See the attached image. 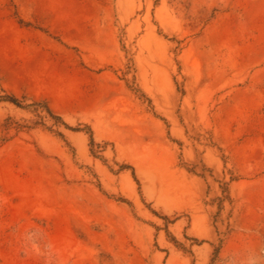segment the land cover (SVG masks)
I'll use <instances>...</instances> for the list:
<instances>
[{
  "label": "rangeland",
  "instance_id": "1",
  "mask_svg": "<svg viewBox=\"0 0 264 264\" xmlns=\"http://www.w3.org/2000/svg\"><path fill=\"white\" fill-rule=\"evenodd\" d=\"M0 264H264V0H0Z\"/></svg>",
  "mask_w": 264,
  "mask_h": 264
},
{
  "label": "trees",
  "instance_id": "2",
  "mask_svg": "<svg viewBox=\"0 0 264 264\" xmlns=\"http://www.w3.org/2000/svg\"><path fill=\"white\" fill-rule=\"evenodd\" d=\"M3 100L5 101H9L19 107H25V105L22 103V101L16 97L15 95H12V94H5L1 97ZM35 105H39L40 103L34 101ZM44 110L45 112L48 114V116H50L53 120H55L56 122H58L59 124L65 126L66 128L68 129H73V130H77V131H85L88 136H89V141H90V147H91V150L93 152V149H94V146L96 145V142H95V138H94V133H93V130L91 129V127L89 125H85V127H71L68 123H66L64 121V119L58 115L57 113H55L48 105H44ZM61 136L64 137V134L63 133H59ZM121 166V170L123 169H130L132 171V174L133 176L135 177V179L138 181V179L136 178V175H135V169L132 165H126V164H122L120 165ZM155 212V211H154ZM165 219H168L167 216H164ZM168 234L169 236H172L171 233L168 231ZM172 241L176 244H180L179 241H177V239L175 237H171ZM193 240L195 241H198L197 238H193Z\"/></svg>",
  "mask_w": 264,
  "mask_h": 264
}]
</instances>
